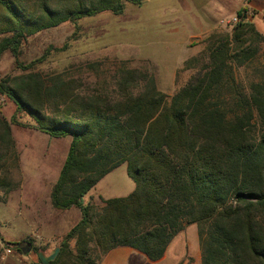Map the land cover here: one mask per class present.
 <instances>
[{"label": "trees", "instance_id": "1", "mask_svg": "<svg viewBox=\"0 0 264 264\" xmlns=\"http://www.w3.org/2000/svg\"><path fill=\"white\" fill-rule=\"evenodd\" d=\"M143 1L0 0V58L9 51L28 70L45 56L18 62L28 36L66 21L77 30L82 18L121 14L126 3ZM247 10L236 11L230 33L205 38L204 64L171 96L136 69L120 70L113 95L80 94L70 81L46 83L34 72L0 75V96L16 106L10 121L0 115V198L15 186L17 113L43 133L70 136L50 198L57 209L79 208L81 217L38 264H99L117 246L155 261L189 224L197 227L200 264H264V70L247 89L235 75L264 42ZM122 163L133 190L83 204ZM23 242L34 249L29 238Z\"/></svg>", "mask_w": 264, "mask_h": 264}, {"label": "rangeland", "instance_id": "2", "mask_svg": "<svg viewBox=\"0 0 264 264\" xmlns=\"http://www.w3.org/2000/svg\"><path fill=\"white\" fill-rule=\"evenodd\" d=\"M175 1L126 3L121 14L107 11L78 20L77 30L69 21L42 29L22 42L18 62L28 64L42 55L44 59L22 70L11 53L4 51L0 58V75L34 72L46 83L70 81L80 94L113 95L120 70L136 69L153 77L157 88L171 96L204 64L205 38L213 31L230 33L233 27V24L219 22L218 27L207 34L189 36ZM193 57L197 60L185 65ZM262 70L264 42L250 62L236 69V79L247 89L250 82L261 78ZM15 108L11 100L0 96L1 116L10 121ZM16 119L20 125L12 123L11 132L19 166L12 168L10 176L14 188L0 198V238L10 249L4 264H35L41 262V257L34 251H24L27 246L23 240L31 234L33 208L41 209L43 201L50 197V185L59 175L70 136L53 137L35 129V120L25 112L17 113ZM133 188L126 164L122 163L81 200L83 204H99L102 198L125 196ZM71 209L69 214L75 212L81 217L79 208ZM186 255L187 264H200L199 251Z\"/></svg>", "mask_w": 264, "mask_h": 264}, {"label": "crops", "instance_id": "3", "mask_svg": "<svg viewBox=\"0 0 264 264\" xmlns=\"http://www.w3.org/2000/svg\"><path fill=\"white\" fill-rule=\"evenodd\" d=\"M175 2L179 6L178 13L181 19L186 22V27L189 29V36L195 37L213 31L222 19L231 18L242 6L248 8L247 14L250 19L264 34V0H176ZM114 170L116 168L107 173L97 184ZM54 183L50 185V193ZM49 198L47 203L43 201L41 209L38 206L33 208L31 234L27 235L34 247L30 251H34L41 257V261L45 262L51 259L62 237L80 219L75 212L69 214L71 208L63 210L55 208ZM196 250L200 252L197 228L195 224H189L175 235L163 257L158 260L152 261L132 247L117 246L109 250L99 264H187L186 253Z\"/></svg>", "mask_w": 264, "mask_h": 264}, {"label": "built area", "instance_id": "4", "mask_svg": "<svg viewBox=\"0 0 264 264\" xmlns=\"http://www.w3.org/2000/svg\"><path fill=\"white\" fill-rule=\"evenodd\" d=\"M240 20V18L237 16V14H234L231 18L228 19H222L220 21L221 24L224 25H230L235 24ZM10 249L7 247V245L2 241L0 238V264H4L6 260V256L9 253Z\"/></svg>", "mask_w": 264, "mask_h": 264}, {"label": "water", "instance_id": "5", "mask_svg": "<svg viewBox=\"0 0 264 264\" xmlns=\"http://www.w3.org/2000/svg\"><path fill=\"white\" fill-rule=\"evenodd\" d=\"M27 247L25 248V250L24 251H28V250H30V247H29V245H26Z\"/></svg>", "mask_w": 264, "mask_h": 264}]
</instances>
